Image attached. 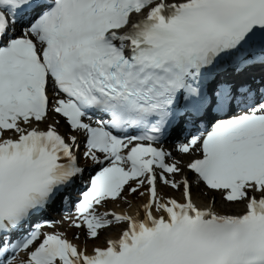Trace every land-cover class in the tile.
Returning <instances> with one entry per match:
<instances>
[{
  "label": "snow or ice",
  "instance_id": "1",
  "mask_svg": "<svg viewBox=\"0 0 264 264\" xmlns=\"http://www.w3.org/2000/svg\"><path fill=\"white\" fill-rule=\"evenodd\" d=\"M255 68L264 0H0V264H264Z\"/></svg>",
  "mask_w": 264,
  "mask_h": 264
},
{
  "label": "bare ground",
  "instance_id": "2",
  "mask_svg": "<svg viewBox=\"0 0 264 264\" xmlns=\"http://www.w3.org/2000/svg\"><path fill=\"white\" fill-rule=\"evenodd\" d=\"M241 79H242V77L240 78V80H241ZM262 94H264V92H263ZM201 125H204V122L201 123ZM197 127H198V126H197ZM197 127L195 128V130H194L191 134H195V132H196V130H197ZM65 128H66V125H65L64 122L62 121V123H61V131H64ZM186 137H187V136H184V137L180 140V142H181V141H184ZM162 146L165 147L167 150L172 151V152L175 154V146H176V145H175V146H174V145H171V146H170V145H167V144H162ZM184 159L186 160V159H188V157H185ZM166 191H168L170 195H173V196H175V197H177V198H179L180 195H181L180 192L175 191V190H166ZM193 196H194V199H195V201L197 202V204L203 205V204L207 203L208 198L205 197V196L200 195V188H198L197 186H194V187H193ZM217 199H219V198H217ZM129 200H132L134 206L140 202L139 200H134L131 196H129ZM110 206L115 207L116 210H121L122 208L126 209V207H127L126 205L121 204L120 202H117L116 205H110ZM219 206H220V205L218 204V207H219ZM74 211H75L74 208H73L72 210H69V209H68L67 211L61 213V215H55V216H57V217H56V221H62V219H63V217H64L65 215L70 214V213H74ZM52 216H53V215H52ZM59 227H60L61 229H65V228H67V224H66V223H61V224L59 225ZM71 231H75V229H73V230H71ZM71 231L69 232V235H71ZM112 231H113V233L115 232V230H112Z\"/></svg>",
  "mask_w": 264,
  "mask_h": 264
},
{
  "label": "rangeland",
  "instance_id": "3",
  "mask_svg": "<svg viewBox=\"0 0 264 264\" xmlns=\"http://www.w3.org/2000/svg\"><path fill=\"white\" fill-rule=\"evenodd\" d=\"M199 188V187H198ZM53 220H56V216L53 217Z\"/></svg>",
  "mask_w": 264,
  "mask_h": 264
}]
</instances>
